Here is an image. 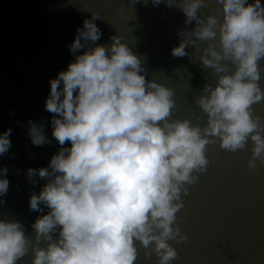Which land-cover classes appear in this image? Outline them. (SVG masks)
Segmentation results:
<instances>
[{
  "label": "clouds",
  "instance_id": "obj_1",
  "mask_svg": "<svg viewBox=\"0 0 264 264\" xmlns=\"http://www.w3.org/2000/svg\"><path fill=\"white\" fill-rule=\"evenodd\" d=\"M161 2L151 0L153 6ZM163 2L179 7L185 24L196 21L191 31L178 33L182 39L171 55H188L186 46L204 42L198 59L218 74L215 86L206 84L195 100L206 123L169 119L173 90L146 79L140 58L119 36L97 44V17L85 18L68 45L74 59L49 78L44 101L55 114L51 135L61 147L46 167L26 171L33 184L34 176L46 179L29 196V208L48 211L32 223V238L20 221L0 219V264H16L29 251L31 264H135L139 248L145 257L155 253L157 264H171L177 252L168 241L186 239L175 226L181 192L208 164L209 138L229 151L250 141L248 167L264 164V124L252 109L264 100L258 84L264 71L258 63L264 57L261 0H216L222 16L203 18L197 10L206 0ZM27 124L33 145L51 142L42 123ZM11 131L0 133V154L10 147ZM6 172L0 169V196L8 190Z\"/></svg>",
  "mask_w": 264,
  "mask_h": 264
},
{
  "label": "water",
  "instance_id": "obj_2",
  "mask_svg": "<svg viewBox=\"0 0 264 264\" xmlns=\"http://www.w3.org/2000/svg\"><path fill=\"white\" fill-rule=\"evenodd\" d=\"M219 9L216 0H206L197 15L220 17ZM92 14L101 31L97 44H110L111 36H119L140 58L146 79L173 90L169 119L187 118L201 127L206 123L195 100L206 84L215 86L218 74L198 59L204 42L195 48L186 46L188 55H171L182 39L178 33L191 31L196 24L194 20L185 24L179 7L163 0L157 6L151 0H0V133L12 129L10 147L0 154V169H7L9 182L7 192L0 196L4 201L0 219L20 221L29 238L34 236L32 223L48 209L43 205V212L29 208V196L38 194L46 179L34 176L37 182L33 184L26 171L46 167L61 147L51 135L50 118L55 114L44 108L49 78L74 59L68 45L77 26ZM258 63L264 69V57ZM228 66L231 71L233 66ZM258 84L264 90V71ZM252 109L264 124V100ZM29 119L44 125L50 143H31ZM209 139L212 142L205 146L208 164L203 172L193 173L197 179L184 186L186 193L181 192L183 207L176 213L175 226L186 239L168 241L177 252L171 264H264V164L256 160L254 169L248 167L250 141L229 151L219 146L218 138ZM64 146H70L69 142ZM52 235L55 239L57 233ZM144 251L138 249L135 264H157L155 253L145 257ZM31 260L29 251L16 264H31Z\"/></svg>",
  "mask_w": 264,
  "mask_h": 264
}]
</instances>
